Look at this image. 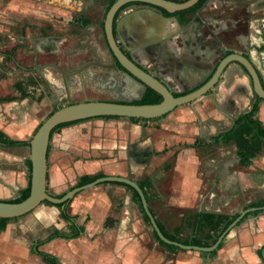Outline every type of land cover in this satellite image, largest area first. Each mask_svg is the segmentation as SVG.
<instances>
[{"label": "crops", "instance_id": "1", "mask_svg": "<svg viewBox=\"0 0 264 264\" xmlns=\"http://www.w3.org/2000/svg\"><path fill=\"white\" fill-rule=\"evenodd\" d=\"M76 2L55 0L54 8L48 9V24L51 28L48 29L49 33H44L40 27L38 33L28 34L25 28L26 31L20 37L23 46L20 58L27 62L20 68L24 74L27 70H33L35 74L24 79L25 83L16 82L28 87L26 97L22 98L21 91L15 89L14 85L11 92L0 93V99L11 98L0 101V131L11 140L28 141L29 127L25 122L28 121L30 108L35 101L47 98L40 89L38 80L41 74L49 80L51 95H56L58 100L68 96L70 91L85 88L81 81L83 72L70 76L78 82L76 85H69L68 80L64 83L65 78L60 73L73 66L75 61L72 63L70 60L90 58L101 63L109 58L101 48L100 55L99 52L94 55H87V51L78 52L76 44L62 51L66 44L73 40L76 43V39L82 35L87 36L91 32L95 34L94 31L99 29L101 23L100 20L91 21L82 16L81 14L88 12L87 5H84L83 0ZM213 3L215 1L211 0L210 5ZM26 7V0H0V21L2 18L13 17L17 23L22 19V25L27 24L26 20L30 15L26 14ZM36 10L40 15L44 14L40 7ZM32 12L36 13L35 10ZM73 13L78 14L71 19ZM58 19L64 20L62 22ZM118 19V32L124 38L121 45L129 53H133L135 60L143 67L154 68L177 94L194 88L202 80L199 71L209 64H200L203 58H208V50L201 46L199 24L191 22L180 26L174 18L162 19L146 11L145 7L123 12ZM85 21L86 27H82ZM44 26L49 28L46 24ZM68 26L77 27L78 30H71L70 34L65 35L52 32V29L58 31ZM0 35L8 36L7 29H0ZM116 35L118 36L117 33ZM240 38L248 42L243 33ZM251 38L253 46L260 45L256 33ZM36 43L43 48L38 53L34 50ZM153 44L157 45L153 47ZM31 46L33 51L30 53ZM19 50L16 49L18 59ZM48 51L52 53L50 56L65 57V62L70 65L66 63L63 67L60 59H56L58 61H47L52 62L50 66L53 69L47 68V62L40 61V57ZM246 53L264 82V47L256 52L254 46L252 50L247 49ZM30 65L32 67L29 69ZM231 66L242 72L237 65L230 64L229 67ZM30 80L35 86L26 85ZM134 85L138 91L135 94L137 97L141 89ZM36 92L37 95H34ZM134 98L129 100L134 101ZM112 100L114 99L108 97L96 99ZM193 105L194 103L179 106L155 119L132 121L123 117H99L56 129L50 136L47 150L46 192L52 197L60 198L78 187L79 179L85 175L102 174L101 177L127 178L138 186L140 183L147 185L144 190L147 207L157 226L168 235L180 241L204 240L205 237L215 236L218 233L209 231L202 234L197 230L199 225L195 222V217L203 213L228 218L234 214L238 216L241 211L251 208L250 204L264 199V154L252 159L247 168L238 166L239 160L232 142L229 144L235 157L228 161L227 155H218V143L213 137L228 130L233 123L227 129L217 131L218 123L215 119L202 118L199 107H191ZM258 119L264 126L263 100L259 103ZM195 142L197 149L194 147ZM28 149L23 146L0 147V160L6 165L15 164L20 167L15 175L13 173L7 177L5 190H0V201L15 200L30 181L27 166L29 157L24 156ZM24 165L27 167V176ZM101 169L110 171L100 172ZM17 189L18 196L15 199L2 197L9 196L11 191ZM134 192L121 183L101 182L76 193L67 202L66 211L75 217V225L83 228L77 238L55 237L44 242L54 233L70 235L72 228L71 223L63 220L60 215L56 219L55 214H59L60 210L46 202L31 211L35 215L28 219L34 227L32 241L35 242L32 247L26 240L25 217L7 219L0 225L4 226L0 230V264H44L34 253L35 247L42 242L39 250L54 256L60 264H264V210L250 212L239 220L226 233L215 255L212 254L214 251H170L154 237L149 220H144L146 215L140 200L138 202L134 198ZM239 200L243 201V206L239 211H234L232 203Z\"/></svg>", "mask_w": 264, "mask_h": 264}, {"label": "water", "instance_id": "2", "mask_svg": "<svg viewBox=\"0 0 264 264\" xmlns=\"http://www.w3.org/2000/svg\"><path fill=\"white\" fill-rule=\"evenodd\" d=\"M199 0H187L182 3H176L169 0H115L107 10L103 21V37L106 43L107 50L111 57V68L114 71L119 69L115 65V61L120 65L123 75L132 79L141 87V93L134 100H139L142 97L146 88H149L162 97V101L153 105H135L128 100L124 102L114 101H96L87 100L76 103H68L55 109L35 130L29 141V161H30V193L29 196L19 202L10 203L0 201V219H12L24 216L41 203L47 202L53 205H59L70 201L74 195L82 190L90 188L101 182H117L132 188L138 195L141 208L149 220L152 231L157 238L168 245H172L181 250L199 251L210 253L215 251L226 233L236 225L246 214L256 210H264L263 207H251L241 211L238 216L232 221L228 228L216 239L209 247H200L195 245H184L177 241L167 239L158 228L154 217L147 207L144 193L134 181L127 178L109 176L100 177L94 181L78 186L68 191L60 198H55L46 192V172H47V150L50 140L51 131L57 126L65 123L83 121L91 118L99 117H123L128 119L149 120L160 118L174 110L176 107L183 106L195 102L213 90L222 78L225 70L230 64H235L247 76L253 94L264 101V89L262 80L256 67L244 55L231 54L222 58L215 67L211 76L202 79L194 88L180 92L179 96L172 88L155 72V69H146L139 64L134 54L130 53V58L124 54L123 45L124 38L118 32L120 9L127 4H139L146 6V11L158 15L160 18L168 20L169 17H164L153 8L164 10L169 14L181 12L193 7ZM122 14V13H121ZM123 18L120 20L122 22ZM176 21V20H175ZM180 27V26H179ZM114 30L118 36H114ZM153 44L151 46H156ZM150 46V45H149ZM135 52V51H133ZM211 61V59L209 60ZM156 68V66H155ZM237 117V116H236ZM236 119V118H235ZM264 259V252L262 251Z\"/></svg>", "mask_w": 264, "mask_h": 264}, {"label": "rangeland", "instance_id": "3", "mask_svg": "<svg viewBox=\"0 0 264 264\" xmlns=\"http://www.w3.org/2000/svg\"><path fill=\"white\" fill-rule=\"evenodd\" d=\"M54 1L55 0H26L27 3L26 14H29L30 17L27 18L26 21H28V23L25 25H22V19L18 23L15 21V18L13 20V17L1 19L2 21H0V29L3 28L7 29L8 36L0 35V54H3L5 52L9 57L5 55L3 56L0 55V93L3 94L5 92H11V90L14 89L13 85L16 82L24 81V79H28L31 76L30 74L32 73L35 74L33 70L31 71L27 70L25 71L26 73L24 74V71L22 70V68H20L21 65L27 63L25 60H22V58H20V53H22L21 48L23 47L22 43H20L21 40L20 37L22 36V34H24L25 28H27L28 34L35 32L38 33L40 27L44 33L45 32L46 34L49 33L48 29L51 28L49 27L48 24L49 23L48 9H52ZM76 1H77L76 3L79 2V0ZM83 3L84 5H87L86 9L88 12L87 14L85 13L81 15L88 18L91 21L99 22L100 20L101 22L99 25V29L94 31L95 33L94 36L96 35L95 42L98 45V47L101 48L103 51H105L106 46L103 41V37L101 36L100 27L103 25L104 15L106 14L105 8L107 5V0H83ZM39 7L41 8V13H44L43 15H40L38 10H36V8ZM75 8L77 9V7ZM33 10H35L36 13H33L32 12ZM42 10L45 12H42ZM77 14L78 13H73L71 19L75 18ZM58 20H62L63 22L64 19H58ZM45 24L48 25L49 28H44ZM71 30L77 31L78 29L77 27L68 26L63 30H58V31H53L52 29V32H55L57 35H65V34H70ZM73 44H75V40H73L69 44H66V46L63 47L62 51L68 49V47H71L70 45ZM18 48L20 49L19 59H18V54L16 52V49ZM32 49L33 48L31 46V48L29 49L30 53L33 51ZM88 55H90V53H88ZM60 57H62V55ZM56 59H60L63 66L66 65V63L70 65L69 62L72 61L73 62L75 61L76 63H79L81 61V59H74V60L68 59L70 61L65 62L66 60L65 57L62 58L53 57V56L40 57V61H54ZM252 59L255 62H257V59L255 57H253ZM31 67H32L31 65L28 66L29 69ZM35 78H37L36 75ZM38 81L39 83H42L40 82V80ZM26 85H28V83H26ZM43 88L47 92V95L49 96L47 98L43 97L32 104L30 108L31 111L30 113H28L29 115H27L28 121L25 122L26 126L29 127V130L27 132L28 141H30L31 136L33 135L37 127L50 115L51 112H53L58 107H61L68 103H75L83 100L105 99L107 97L109 99L118 98L116 96V93L113 91L95 89L91 85L85 88L83 87L82 90L70 91L68 96L57 100L50 93L48 94V90H46V86L44 84H43ZM34 95H37V92ZM254 101H255V95L251 90V86L248 78H246V76L242 72L236 70L233 66H231L225 71V73L223 74L222 78L220 79L216 87L210 92H208L202 98L196 100L195 102H192L194 103V105L191 107H199V109L201 110L202 118L208 119L209 117H211V120L215 119V121L218 123L217 131L218 130L222 131L227 129V127L234 122L236 116H238L239 114L243 113L246 109H248ZM192 103L187 104L185 106H190L192 105ZM32 129H35L33 130L34 132H32ZM6 152L11 153L14 152V150H6ZM216 153L218 155L221 154L227 155L228 161L230 160L231 157H235L234 150L230 144L224 145L222 143H218L216 145ZM24 154L25 157H29V149L25 150ZM255 167L256 169H258L257 166ZM19 168L20 167H17V165L15 164L12 166L6 165L3 160H0V190H5L4 188H6L5 184L7 183L6 182L7 177L13 173L15 175V173L18 172L16 170H20ZM24 168H25V176H27L28 171L26 165H24ZM108 171L110 170L109 169L100 170V172H108ZM10 193L11 194L9 196H2V197L9 200L15 199L18 196V189L15 191H11ZM242 206H243L242 200L232 203V207L234 208V211H239L240 207ZM34 215L35 214L31 212L30 214L23 216L25 217L23 218L24 221L26 220V230H25L27 236L26 240L28 243H30V247L33 246L35 241H32L33 240L32 229H34V227L32 226V223L28 221V219L32 218ZM55 215H56V219H59V214H55Z\"/></svg>", "mask_w": 264, "mask_h": 264}, {"label": "flooded vegetation", "instance_id": "4", "mask_svg": "<svg viewBox=\"0 0 264 264\" xmlns=\"http://www.w3.org/2000/svg\"><path fill=\"white\" fill-rule=\"evenodd\" d=\"M109 1L110 0H107V4ZM209 1L211 0H204V2L198 8L193 11H188L185 14H182L183 11H181L168 16L169 18H174L180 26H186L191 22L197 23L201 26V46L208 50L206 56L210 57L211 59V65H209L208 71L201 75V79L206 78V76H211L215 70L216 65L222 58L231 54H239L242 56L244 55L246 58H248V55L246 53L247 49L252 50V48H254L255 46V51L257 52L258 49H263L264 47V35L261 31L264 29V0H214L215 3L211 4L207 8L206 6ZM138 7L147 8L146 6L139 4H127L120 9V15L123 12H132ZM153 10L164 16V10H159L156 8H153ZM182 20H184V23L181 24ZM81 26L86 27V24H84L83 22ZM100 30L101 36L103 37V26L102 28H100ZM242 33L248 38L247 43L241 40L240 34ZM254 33L259 36L260 45L255 44L253 46V42L250 41ZM114 34L116 36L115 30ZM75 44L77 45L78 52L87 51L90 54L94 55L96 54V52L100 51V48L95 42V36L93 32H91L87 36L82 35L81 38H77ZM40 46L41 45H38V43H36V47H34V50L37 53L39 50L41 51L42 47ZM237 46L242 48H238ZM120 47L124 48L122 45ZM105 51L106 55L109 56V58L107 60H102L101 63H96L97 61L90 58L87 60L82 59L79 63L75 62L71 68L69 67L70 69L67 68L68 70H61L62 72L60 73V75L61 77L63 76V78H65L64 83H66L68 80L69 85H76L78 82L74 80V77L70 76L83 72V75L81 77L83 85L85 87L92 85L95 89L115 92L118 98L112 101L124 102L129 100L130 98H134V95H137L138 92L135 89L134 85L136 83L132 79H129L128 77L120 73L121 68L116 61L115 65L119 70L114 71L111 68L112 60L107 47ZM100 53L101 52L97 54L100 55ZM49 54L52 53L48 51L42 56H50ZM124 54L128 58H130V53L125 48ZM3 55L8 56L6 53H3ZM62 55L64 56L65 54ZM45 64L47 65V68L53 69L50 66L52 65V62H47ZM39 80L40 82H42L39 83L41 91L45 96L48 97L49 95H47V92L44 90L45 87L43 88V84L46 86L48 94H51L52 92L50 89L49 80L46 79V76H44L43 74L40 75ZM140 93L141 91L139 92V94Z\"/></svg>", "mask_w": 264, "mask_h": 264}, {"label": "trees", "instance_id": "5", "mask_svg": "<svg viewBox=\"0 0 264 264\" xmlns=\"http://www.w3.org/2000/svg\"><path fill=\"white\" fill-rule=\"evenodd\" d=\"M176 3H182L187 0H169ZM204 0H200L195 6H193L191 9L187 11H183L182 14L187 13L188 11H193L196 8H198ZM114 3V0H110L105 8V13L109 9V7ZM171 16V14L164 12V17ZM184 23V20L181 21V24ZM86 24V21L84 22ZM103 26V25H102ZM101 26V28H102ZM115 36V34H114ZM11 54V53H10ZM9 57V56H8ZM121 68V67H120ZM29 86H35V83L33 81H28ZM262 87L264 89V82L262 81ZM14 88L21 91L20 96L26 97L27 93L25 92L28 88L22 83H15ZM180 94H175V96H179ZM11 100V98L7 97L4 99H0V101H7ZM162 101V97L154 92L153 90L146 88L142 97L139 100H134L131 103L135 105H153L158 104ZM262 100L257 98L255 96V101L251 105L250 109L246 112H243L239 114L236 119L234 120L232 126L224 131L213 137V140L216 143L221 142L224 145L229 144L232 142L236 148V156L238 158V166L241 168H247L251 164V160L257 157L258 155L264 154V126L262 122L258 119V110H259V103ZM55 111V110H54ZM53 111V112H54ZM51 112V113H53ZM50 113V114H51ZM104 118H114V117H104ZM132 121L141 120V119H131ZM85 121V120H83ZM81 122V121H77ZM77 122H71V123H65L57 126L51 131V134L58 128L62 126H67L73 123ZM50 134V136H51ZM28 147L29 148V141H14L11 140L9 137H7L2 131H0V147L4 148H11V147ZM194 147L197 149V143H194ZM28 170L30 171V161H27ZM102 174H96L94 176H82L78 181V186H83L85 184H88L92 181H94L97 178H100ZM147 185L144 183H140L139 187L144 193L145 187ZM30 193V181H28V184L24 190L21 191L18 198H16L13 201H8L10 203H19L23 200H25ZM134 198L136 201L139 202V197L136 192H134ZM47 203V202H46ZM49 205H52L50 203H47ZM66 205L67 203L55 205L60 211L59 215L60 217L71 223V234L65 235L58 233H54L50 235L44 242H48L50 239L55 237H61L63 239H72L77 238L81 235L83 232V228L75 225V217L70 216L66 211ZM264 206V199L258 200L257 202H254L249 205V207H263ZM256 213V212H255ZM237 217V214L232 215L231 217H226L224 215H215V214H200L197 217H195V222L199 225L197 226V230H199L202 234H207L209 231H212L213 233H218L215 236L211 237H205V239H193L190 241H180L174 238L173 236L168 235L159 225V229L161 233L169 240L171 241H177L184 245H195L200 247H209L211 246L216 239L228 228V226L232 223V221ZM7 219H0V225L3 224ZM144 220L147 222L148 219L146 216H144ZM4 226H0V230H3ZM154 234V237L159 241V243L169 249L170 251H177L178 248L172 245H168L166 243H163L160 241L157 236ZM38 244L35 249L34 253L40 257L42 262L44 264H60L59 261L52 255L45 253L43 251L39 250ZM221 247V244H219L218 248L212 253L215 255L216 251ZM260 253V252H259Z\"/></svg>", "mask_w": 264, "mask_h": 264}, {"label": "bare ground", "instance_id": "6", "mask_svg": "<svg viewBox=\"0 0 264 264\" xmlns=\"http://www.w3.org/2000/svg\"><path fill=\"white\" fill-rule=\"evenodd\" d=\"M210 3H211V1H209V2L207 3V6H206L207 8L210 6ZM209 60H210V57L206 58V60H205V58H203L200 64H202V65H205V64H209V65H211ZM209 65L201 68V71H199L200 76H201L202 74H204L206 71H208V69H209ZM169 76H170V75H169ZM137 86H139V85H137ZM139 87H140V86H139ZM140 89H141V87H140Z\"/></svg>", "mask_w": 264, "mask_h": 264}]
</instances>
